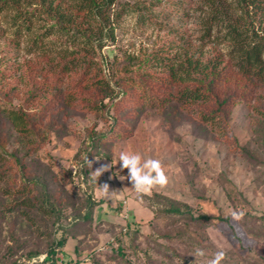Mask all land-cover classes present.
<instances>
[{
  "label": "rangeland",
  "instance_id": "1",
  "mask_svg": "<svg viewBox=\"0 0 264 264\" xmlns=\"http://www.w3.org/2000/svg\"><path fill=\"white\" fill-rule=\"evenodd\" d=\"M117 1L118 8L158 3ZM8 2L0 4V264L25 263L29 250L42 249L39 256H45L51 248L48 243L62 232L84 236L80 246L91 254L90 264H206L219 250L226 253L223 264H264V93L257 104L234 105L225 132L217 122L212 127L200 124L195 127L198 135H192L187 116L185 125L171 131L168 116L149 110L129 124V130L121 126L110 130L112 111L106 114L104 105L119 98L120 87L114 82H120L125 58L139 63L168 38L166 32L127 14L113 26V39L99 40L96 24L87 18L82 24L92 31L87 38L43 14L52 12L57 2L59 9L69 12L73 0H52L50 8L46 0ZM200 4L188 0V17L182 22L168 20L181 29L192 50L199 48L204 34L205 8ZM155 12L160 13L158 19L168 15L167 3ZM96 21L102 24L100 16ZM215 32V40L204 50L209 54L214 49L228 60L231 45L223 33L216 38ZM95 88L108 89V96L99 102L102 94ZM19 111L26 115V124ZM28 119L36 123L29 124ZM91 132L113 134L104 144H92ZM242 147L254 158H246ZM122 151L160 160L168 185L138 197L127 179L120 180L127 176L118 163ZM108 165L109 170L94 180L92 172ZM31 181L37 187L27 184ZM104 184L110 192L130 190L118 200L125 217L112 214L121 223L114 230L110 223L96 224L103 219L96 213L95 225L82 221L87 201L98 200L97 188ZM39 194L49 203L30 202ZM103 199L118 206L115 200ZM102 207L106 210L107 205ZM49 211H55L58 220ZM233 211L243 213L242 219L233 220ZM124 223L128 228L123 233ZM197 248L206 252L204 258L194 257Z\"/></svg>",
  "mask_w": 264,
  "mask_h": 264
},
{
  "label": "trees",
  "instance_id": "2",
  "mask_svg": "<svg viewBox=\"0 0 264 264\" xmlns=\"http://www.w3.org/2000/svg\"><path fill=\"white\" fill-rule=\"evenodd\" d=\"M8 1L0 0V4L8 6ZM200 1L202 2L200 5L205 8L203 11L205 17L202 19L204 34L201 36L202 43L195 50L185 45L184 33H181V29L174 27L168 21L175 19L177 22H182L188 17L185 11L188 0H157V4L149 1L140 5H122L120 8L117 7V0H73L69 5L68 9H71L69 12L59 9L60 3L57 2L52 12L45 10L43 14L56 18L63 27H71L75 32L91 38L92 31L88 32L87 27L82 26L84 20L88 18L96 24V32L101 35L99 40L109 36L113 39L115 29L113 26H116L127 14H135L139 22L155 26L153 27L155 30L166 32L168 38L164 39L157 50L144 55L139 63H135L133 57L125 58L122 72L118 75L120 82L119 84L114 82L120 87L117 92L119 98L104 105L106 114L112 111L110 130L119 126L129 130V124H132L142 112L149 110L168 116L171 131L185 125L184 120L187 116L191 133L197 136L200 130H196L198 128L195 127H202L200 124H209L212 127L218 122V127H215L225 132L232 107L240 102L248 105L251 102L257 104L264 93V0ZM41 2L44 3L45 0ZM46 2L47 8H50L49 4L52 0ZM163 3H167L169 13L158 19L160 13L155 10ZM97 16L102 19L101 25L96 21ZM214 29L215 34H218L216 38H220L218 36L223 33L222 38L231 45L228 60H224L220 53H213L214 49L210 51V55L204 50L207 44H212V40H215L212 37ZM173 51L175 52L170 57L168 54ZM94 90L102 94L99 102L109 94L108 89ZM18 114L26 124V115L22 111ZM28 123H36V120L28 119ZM22 130L26 129L22 128ZM112 134L96 135L91 132L89 139L92 144L93 141L96 144H104L112 138ZM109 146L110 144L106 148ZM239 150L246 158H254L248 148L242 147ZM86 153L90 155L88 151ZM82 172L86 173L87 177L86 169ZM30 180L32 179L28 181ZM30 183L34 187L38 185L36 181L27 182ZM49 201L43 199L41 194L34 200L30 199V202H38L39 205L47 204ZM97 204L98 202L91 199L87 201V209L82 215V220L84 216L87 220L91 218V211ZM27 206L34 207V205ZM171 210L180 213L175 206H172ZM49 212L55 220H58L55 211ZM199 218L202 221L210 220L207 216ZM124 227L127 230V223L123 225ZM66 237L62 232L58 240L48 243L51 246L46 253L48 258H54L55 250L59 251L63 247ZM118 250L120 251L121 248L118 247ZM41 252L42 249L29 250L24 256L30 260L39 256ZM11 264L17 263L13 260Z\"/></svg>",
  "mask_w": 264,
  "mask_h": 264
},
{
  "label": "clouds",
  "instance_id": "3",
  "mask_svg": "<svg viewBox=\"0 0 264 264\" xmlns=\"http://www.w3.org/2000/svg\"><path fill=\"white\" fill-rule=\"evenodd\" d=\"M99 160V159H97ZM118 163L120 164V170H127V176H120V180L127 179L132 185V190L135 191L138 197L151 194L153 189H163L169 183V177L166 175L165 169L162 166V162L158 159L144 157L140 153H131L128 151H122L118 156ZM89 167L91 164L88 162ZM111 165L102 166L96 171L92 172L94 180L98 178L106 171L109 170ZM97 192L101 198L110 197L113 192L109 191V186L104 184L98 186ZM232 219L239 221L242 219L243 213L232 212ZM206 252L203 249L197 248L194 252V257L204 258ZM226 259V253L223 250H219L214 253L211 259L206 261V264H223ZM85 264H90L89 261H85Z\"/></svg>",
  "mask_w": 264,
  "mask_h": 264
},
{
  "label": "crops",
  "instance_id": "4",
  "mask_svg": "<svg viewBox=\"0 0 264 264\" xmlns=\"http://www.w3.org/2000/svg\"><path fill=\"white\" fill-rule=\"evenodd\" d=\"M122 183H124V182H122ZM119 184H121L120 181H119ZM124 191H126V192L124 193ZM128 192H130V190L128 188L124 189V187L123 188L121 187V189H118V190L117 189L113 190V194L108 198L112 199V201L115 200L118 202V206H115V207L112 205V203H110V200L104 201V199L101 197L96 201L94 200V202H98V204L91 211L92 214H91V218L89 219V223L90 222L92 223L91 226L95 225L94 220H97V219H95L96 215L94 216L95 213L97 214L98 217H100L99 220H101L103 218L102 222L99 221L96 224H100V225L104 226V222H106L107 225L110 223V224H112L111 227L113 228V230L116 228L115 225H117V226L120 225L121 223H119L117 221L118 216L114 217V216H112V214H116L118 212V215H120V217L123 218V214L125 213V211L123 212V210H122L123 205H121V203H119L118 200H122L124 196L129 194ZM121 197H122V199H121ZM91 200H93V199H91ZM103 205H107L106 210H104V208L102 207ZM113 207H114V209H113ZM97 209H99V210H97ZM111 209H113V210H111ZM100 212H101V214H100ZM97 216H96V218H97ZM83 218L84 219L82 221L84 223L86 217L84 216ZM125 224L126 223H124L123 225H125ZM102 232H104V231H102ZM101 236H102V234H99L96 236L97 240L99 242L101 241V238H102ZM82 238H84V236L82 234H77V233H76V235H73V236H67L63 247L61 249H59V255L58 256H61L63 258V260L68 261V262H75L77 264L81 263L80 262L81 257L83 255L87 254V252H88V250L84 251L86 246H83V247L80 246V244L83 242V241L80 242V240ZM86 240H88L87 241V243H88L89 242L88 237L86 238ZM94 242L96 243L97 241H94ZM84 244L85 243L83 242L82 245H84Z\"/></svg>",
  "mask_w": 264,
  "mask_h": 264
},
{
  "label": "built area",
  "instance_id": "5",
  "mask_svg": "<svg viewBox=\"0 0 264 264\" xmlns=\"http://www.w3.org/2000/svg\"><path fill=\"white\" fill-rule=\"evenodd\" d=\"M123 217H125L123 215ZM126 231L125 227L123 228V233ZM59 255V251L55 250V255L54 258H48L46 255L45 256H39L36 258H33L29 261H26L25 263L22 264H77L75 262H68L63 260V258ZM89 261L91 260V254H85L81 257L80 262H85V261Z\"/></svg>",
  "mask_w": 264,
  "mask_h": 264
}]
</instances>
